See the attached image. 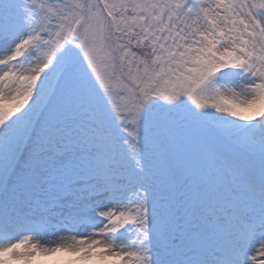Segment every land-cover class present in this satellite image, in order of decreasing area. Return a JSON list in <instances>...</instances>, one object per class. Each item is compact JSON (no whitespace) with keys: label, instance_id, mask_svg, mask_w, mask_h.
I'll use <instances>...</instances> for the list:
<instances>
[{"label":"snow or ice","instance_id":"snow-or-ice-1","mask_svg":"<svg viewBox=\"0 0 264 264\" xmlns=\"http://www.w3.org/2000/svg\"><path fill=\"white\" fill-rule=\"evenodd\" d=\"M0 264H264V0H0Z\"/></svg>","mask_w":264,"mask_h":264}]
</instances>
